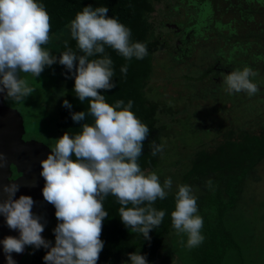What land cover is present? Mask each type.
Wrapping results in <instances>:
<instances>
[{"label":"clouds","instance_id":"clouds-1","mask_svg":"<svg viewBox=\"0 0 264 264\" xmlns=\"http://www.w3.org/2000/svg\"><path fill=\"white\" fill-rule=\"evenodd\" d=\"M108 12L107 6H84L68 25L83 54L78 55L66 45L67 50L57 57L42 47L49 42L51 31L44 4L37 0H0L2 104L4 100L24 103L35 89L21 74L38 78L46 66L55 63L64 66L74 77L73 91L78 100L82 104L89 102L87 112H71V119L80 124L81 132L75 135L65 132L56 139L47 158L40 161V176L44 180L42 196L54 206L58 222L53 229L54 245L42 236L48 224L44 216L33 212L36 201L27 195L15 198L20 188L16 181L0 184V215L9 229L19 232L18 238L6 236L0 240L7 264H16L12 254H22L26 246L33 248L32 251L46 249L44 264H97L104 248L103 224L109 215L104 201L110 195L120 205L123 225L133 233L142 234L146 241H151L149 233L164 219L165 211L153 205L158 199L167 198L173 180L166 177L162 184L155 172L142 171L138 163L149 129L131 111L133 101L129 100L127 105L123 100L109 104L102 94L116 87L113 60L105 54L106 46L129 61L144 59L148 55L147 47L132 42L131 29L109 17ZM97 54L102 58L89 59ZM127 70V65L120 69L124 76ZM256 75L248 66L232 71L224 79L227 92L255 95L259 89L250 77ZM62 106L69 110L73 107L67 99ZM86 117H91L93 123H82ZM162 152L163 145L153 141L151 155L155 157ZM6 163V156L0 153V168ZM207 185L211 186L210 180ZM177 187L172 226L177 234L187 236L189 249L196 248L205 240L201 233L204 221L197 214V200L191 187ZM124 264L149 262L140 252H132Z\"/></svg>","mask_w":264,"mask_h":264},{"label":"trees","instance_id":"trees-1","mask_svg":"<svg viewBox=\"0 0 264 264\" xmlns=\"http://www.w3.org/2000/svg\"><path fill=\"white\" fill-rule=\"evenodd\" d=\"M160 1L37 0L38 3L44 4L50 16L49 41L55 38L59 32L70 29L68 25L75 19L76 14L83 10L84 6L92 5L93 8L107 6L109 17L118 19L119 22L131 29L132 42L146 44L148 55L142 60L132 58L130 61L125 60L115 50L106 46L105 54L113 60L115 73L113 81L116 87L111 91L102 93L109 104L123 100L127 105L129 100L133 101L131 111L148 127L149 134L143 142V152L138 161L142 171L146 173L158 169L159 154L155 157L151 155L153 141L157 145H162L160 132L163 129L158 125L155 115L158 105L146 96V89L151 81L154 54L157 51L171 48L173 59L179 62H185L188 60L187 58L192 56V53H197L203 59L202 62L209 64V71L214 76L213 79L217 81H219L216 77L217 73L210 68L218 63L220 67L226 69L225 72L221 71L225 75L232 71L242 70L245 66L251 67L257 73L255 77H250L252 82L256 84L264 82V14L260 15L256 10L258 6H264V0H253L256 2L255 6L253 2H248L251 0H236L241 1L239 2L240 7L225 3L223 8L219 5L210 8L213 0H205L207 4H201V0L199 4H190L194 7L191 9L182 6L185 12L183 14L177 12V16L183 20L185 26L183 29L179 28L181 25L177 21L179 27L166 22L156 26L151 21L154 9ZM176 7L178 6L175 5L173 10L177 11ZM200 8V12L192 13V9L199 10ZM204 8L207 10L210 8L209 16H207ZM203 14L205 17H200ZM212 14L217 20L211 18ZM191 17L192 25L188 27L184 20H189ZM223 17L226 20L225 23H222ZM165 19L167 18L165 17ZM187 28H196V30L187 32ZM163 32H165V36ZM201 33L206 36L207 41L194 46L193 39ZM175 38H178V45L172 42ZM213 38L214 41H220L221 44L220 42L216 44ZM48 43L42 47L45 48ZM66 45L78 55L83 54L78 50L76 41L72 39L71 34L68 41L61 45V53L67 50ZM253 46L255 47L253 48ZM45 50L47 51V49ZM182 54L186 55V58H182ZM98 58H102L100 54L89 57L90 60ZM124 65H127L128 68L126 76L120 71ZM61 72L65 87L63 101L67 99L73 107L69 110L62 106L59 112L57 123L59 137L65 132L70 135L81 132L80 124L71 119V112H87L89 108L87 100L82 104L75 96L73 91L74 77L67 73L66 68H62ZM222 78L223 80L219 83L226 88L225 77ZM257 87L259 90L251 99L256 97V101L260 103L263 111L264 99L260 98L259 95L262 94L260 93V86ZM247 97L249 99L250 96L245 92L230 95L234 104L243 103ZM171 116L172 114H170V118ZM259 116L261 117V114H258ZM82 123L91 124L93 119L86 117ZM260 124L259 133L252 135L241 132L239 136L235 137V132L231 128L227 134H224L222 141L210 146L209 149H206V145H204L196 152L195 157L190 160L189 168L181 174L180 181L173 186L167 198L158 199L153 205L157 210H164L165 216L161 225L149 233L150 242L144 240L142 234L133 233L123 225L118 211L120 205L116 202L115 197L111 195L107 197L104 201V207L109 215L103 224L101 239L104 241V248L97 264H124L125 261H128V253L132 252H140L145 255L149 264H156L159 259L162 258L164 261L165 257L169 259L172 256H175L181 264H232L234 258L229 259L230 253H234V257L243 258L239 239L242 240L245 235L241 230L240 218L235 219L236 221L232 224H229L228 220L230 221L231 217L234 218V216L241 214L236 210V206L241 198L242 187L245 182L258 179L255 176L256 166L264 163V122ZM25 134L26 132H24L23 140ZM11 170L13 171L12 178H15L18 174L13 166H11ZM209 180L211 186L207 185ZM178 185H189L192 194L193 191H198L193 195L197 200V214L204 221L201 233L205 240L196 248H185L186 243L184 241L187 240V236L177 234L172 226L171 212L175 209V193L178 191ZM57 223L56 218L49 223L51 226L47 240L52 241L53 245L55 242L53 229ZM26 249L27 253L32 252V255L25 264H44L43 257L46 254V249L41 248L32 251L29 246H26Z\"/></svg>","mask_w":264,"mask_h":264},{"label":"rangeland","instance_id":"rangeland-1","mask_svg":"<svg viewBox=\"0 0 264 264\" xmlns=\"http://www.w3.org/2000/svg\"><path fill=\"white\" fill-rule=\"evenodd\" d=\"M199 1L161 0L154 9L151 21L156 26L165 22L177 25V21L181 25L177 26L183 29L185 27L183 20L177 16V12L183 14L185 10L182 6L191 9L194 7L190 4H199ZM200 2L207 4L205 0ZM239 2L236 0H213L210 8L215 5L223 8L225 3L240 7ZM248 2H253L254 6L256 5L253 0ZM175 5L178 6L176 7L177 11L173 10ZM210 8L208 10L204 8L207 16L210 15L208 14ZM256 10L259 12L258 14H264V6H258ZM195 11L198 13L201 8L199 10L192 9V13ZM211 16L212 19L217 20L214 14ZM200 17H205V14ZM184 21L189 27L193 20L191 17ZM225 22L223 17L222 23ZM193 30L196 28H187V32ZM163 33L165 36V32ZM69 38L70 29L63 30L49 41L44 50L47 49L52 55L59 57L61 45ZM175 39L172 42L178 44V38ZM203 41H207V38L201 33L197 34L192 43L196 46ZM214 42L218 44L220 41ZM171 53L172 49L169 48L159 50L154 54L151 81L146 89V96L158 105L155 115L158 125L163 129L160 132L163 152L158 155V169L154 172L162 184L166 177H171L174 186L180 181L181 174L189 168L190 160L195 157L196 152L204 145H206V149H209L210 146L222 141L224 134H227L231 128L235 132V137L239 136L241 132L251 135L259 133L260 123L264 122V110H261V105L256 101V97L251 99L253 96H250L249 99L247 97L243 103H232L230 94L223 84L219 83L226 75L218 71V63L210 69L217 73L216 77L219 81L213 79L214 76L209 71V64L202 62L203 59L197 53H192L193 57L187 58L188 60L185 62L175 61ZM182 58H186V55L182 54ZM55 65L46 67L38 78H34L31 74H21L22 78L27 79L29 85L35 89L24 103L4 100L6 107L16 110L20 114L26 129L24 140L26 142H31L30 140L41 142L49 149L55 145L56 139L59 138L57 123L65 91L64 77L61 72L65 67L58 63ZM257 86H260L261 89L260 98L264 99V82L257 83ZM229 102L231 103L229 104ZM169 112L172 114L171 118ZM258 114H261V117H258ZM255 176L258 177L256 181H247L242 187L241 198L236 206V210L241 214L234 218L231 217L230 221L228 220V223L232 224L239 217L242 225L241 230L245 235L242 240L239 239L244 257L237 258L234 257V253H230L229 259L234 258L232 264H264L263 162L256 166ZM193 192V194L198 193V191ZM50 226L51 224L48 223L42 233L46 240L49 237ZM184 243H187V240ZM184 247L188 248L186 245ZM30 253H26L18 264H21L22 261V264L29 261L32 252ZM162 260V258L159 259L156 264H181L175 256L169 259L165 257L164 261Z\"/></svg>","mask_w":264,"mask_h":264},{"label":"water","instance_id":"water-1","mask_svg":"<svg viewBox=\"0 0 264 264\" xmlns=\"http://www.w3.org/2000/svg\"><path fill=\"white\" fill-rule=\"evenodd\" d=\"M2 101L3 95L0 94V153H3L7 158L5 166L0 168V184L16 181L20 188L15 198H19L20 195L32 197L36 201L33 212L44 216L47 225L55 218V208L53 205L46 203L42 196L44 180L40 176L42 170L40 161L47 158L50 149L37 141H23L22 136L25 131L20 115L16 110L5 107ZM11 166L15 168L16 173L20 174L15 179H12ZM6 236L18 238L19 232L18 230L9 229L4 217L0 215V240H3ZM26 253L27 249L25 247L22 254H12L16 264L20 262ZM0 264H7L2 244H0Z\"/></svg>","mask_w":264,"mask_h":264},{"label":"flooded vegetation","instance_id":"flooded-vegetation-1","mask_svg":"<svg viewBox=\"0 0 264 264\" xmlns=\"http://www.w3.org/2000/svg\"><path fill=\"white\" fill-rule=\"evenodd\" d=\"M177 41H178V40H177ZM177 41H176V42H177ZM178 42H179V41H178ZM178 44H179V43H178ZM178 44H176V45H178ZM181 45H182V43H181ZM218 71H219V72H221V71L224 72V71H225V68L218 66ZM12 172H13V171H12ZM12 174H13V173H12ZM19 175H20V174H18L17 176H19ZM17 176H16V177H17ZM16 177H15V178H16ZM15 178H13V179H15Z\"/></svg>","mask_w":264,"mask_h":264},{"label":"crops","instance_id":"crops-1","mask_svg":"<svg viewBox=\"0 0 264 264\" xmlns=\"http://www.w3.org/2000/svg\"><path fill=\"white\" fill-rule=\"evenodd\" d=\"M225 72V71H224Z\"/></svg>","mask_w":264,"mask_h":264}]
</instances>
